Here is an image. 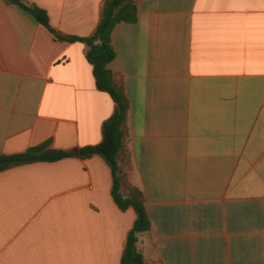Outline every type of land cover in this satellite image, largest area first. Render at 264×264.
Instances as JSON below:
<instances>
[{
  "label": "crops",
  "instance_id": "crops-1",
  "mask_svg": "<svg viewBox=\"0 0 264 264\" xmlns=\"http://www.w3.org/2000/svg\"><path fill=\"white\" fill-rule=\"evenodd\" d=\"M105 0H25L62 35L91 37ZM109 65L131 105L128 182L139 237L162 264H264V0H138ZM86 44L59 41L0 0V157L47 142L56 163L0 172V264H122L137 220L113 196L99 146L117 107Z\"/></svg>",
  "mask_w": 264,
  "mask_h": 264
},
{
  "label": "trees",
  "instance_id": "trees-1",
  "mask_svg": "<svg viewBox=\"0 0 264 264\" xmlns=\"http://www.w3.org/2000/svg\"><path fill=\"white\" fill-rule=\"evenodd\" d=\"M25 10L59 41L67 43H83L88 46L87 61L93 67L96 85L99 91L107 93L115 103L117 110L103 129V142L96 147H88L80 151L82 159L95 156L102 157L109 165L113 175L112 196L116 206L122 212L134 210L137 220L130 231L122 264H162L157 260H147L139 250V237L152 231V224L146 209L143 192L128 182V170L132 166L131 105L124 86L119 85L109 65L115 60L116 53L112 46V34L120 23L135 24L137 22V6L132 0H105L101 20L95 33L88 38L70 37L60 34L52 28L47 13L38 7L29 6L25 0H5ZM47 142L29 149L17 156L0 157V172L17 165L34 163H56L74 157L71 152L51 149Z\"/></svg>",
  "mask_w": 264,
  "mask_h": 264
},
{
  "label": "water",
  "instance_id": "water-1",
  "mask_svg": "<svg viewBox=\"0 0 264 264\" xmlns=\"http://www.w3.org/2000/svg\"><path fill=\"white\" fill-rule=\"evenodd\" d=\"M132 1H138V0H132Z\"/></svg>",
  "mask_w": 264,
  "mask_h": 264
}]
</instances>
